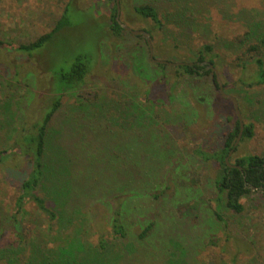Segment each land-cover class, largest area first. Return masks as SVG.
Listing matches in <instances>:
<instances>
[{"label":"rangeland","instance_id":"1","mask_svg":"<svg viewBox=\"0 0 264 264\" xmlns=\"http://www.w3.org/2000/svg\"><path fill=\"white\" fill-rule=\"evenodd\" d=\"M172 2L0 0V43L3 47L31 40L49 31L67 4L70 5L67 16L71 23L69 29L56 35L50 46L40 48L30 56L15 52L10 47L0 50V149L10 143L22 121L40 117L42 105L48 103L53 88L58 91V83L53 80L52 85L51 80L56 70L74 53L85 51L92 55V69L84 82L78 88L64 92L61 98V107L52 120L50 153H46L45 159L47 162H67V165L71 162V174L65 180L60 175L58 178L61 180L47 183L49 188L56 182L58 189L63 186L70 189V194L67 199L55 198L47 187L40 188L47 204L57 211L58 219L49 222L33 204H27L28 212L19 217L16 228L21 231L38 228L50 242L49 249L57 247L64 235L70 241L94 243L90 207L101 204L109 215L108 195L110 191L116 193L111 188L120 186V182L127 177L119 172V167L117 173H113V169L106 167V162H101V166L97 164L98 168L93 169V157L89 155L97 150L81 145L82 135L75 133L80 129L67 125L66 116L80 101L97 103L105 98L108 101L103 104L106 112L99 111L97 115L102 112V120L105 115L117 117V111L111 106H120L118 95L121 93L130 97L135 94L136 102L141 106L153 105L154 113L158 112L165 118V148H174L175 151L172 157L164 158L165 162H146L151 170L145 178L149 179L148 182L137 181L127 185L125 192L132 199V214H125V222L134 240L137 228L155 220V228L145 245L149 247L152 244L149 251L154 254L160 247L164 248L159 244L162 239L165 241V258L155 255L146 261L123 259L119 264H167L175 243L185 250L187 264H264V196H259L256 191L248 194L240 214L222 208L226 224L213 219L216 196L213 180L218 164L214 161L203 163L191 152L197 146L209 150L220 146L224 133L231 125L227 120L233 108L231 101L226 100L219 90L212 89L206 77L177 78L172 65H166L162 70L150 59L147 43L142 37L137 38L128 31L115 36L109 30L115 3H118L115 12L118 21L133 30L153 29L152 21L139 17L133 9L134 6L149 3L158 11L162 24L150 38L152 46H155V58L195 61L196 50L202 44H211L215 53L212 59L217 64L222 89L237 99L243 125L253 124L254 136L239 140L231 157L248 153L264 157V86L249 89L235 82L240 75L239 67L235 65L237 61L252 64L255 58L243 53L245 45H240L238 39L243 38L248 24L264 21V0ZM137 43L141 46H136ZM144 56L148 69L143 63ZM18 65H21L16 68L18 81L6 86L4 80H10L13 67ZM161 75H165V81L160 79ZM15 87L21 96L19 103L13 94ZM146 90H149L147 95ZM5 102L11 105L9 110L12 114L5 111ZM154 118L157 119L156 115ZM111 130L116 131V127ZM92 132H84L86 143L90 140L89 143L97 144L96 141L107 138V130L97 128ZM26 172L25 167L21 171L5 166L0 168V231L5 230L10 222L8 211L13 209L17 186ZM155 174H160V178H154ZM164 184L165 187L172 186V193L165 195L162 201L153 199L150 192L162 188ZM186 186L190 189H185ZM196 200H200L199 222H195L193 212L183 206L192 205ZM44 238L39 243L46 244ZM111 242V246L115 243L118 249L126 248L130 243L127 239ZM138 248L135 245L133 251H138ZM136 257L135 254L132 259ZM0 264H5V260L0 259Z\"/></svg>","mask_w":264,"mask_h":264},{"label":"trees","instance_id":"2","mask_svg":"<svg viewBox=\"0 0 264 264\" xmlns=\"http://www.w3.org/2000/svg\"><path fill=\"white\" fill-rule=\"evenodd\" d=\"M169 1L172 2V0ZM69 7V4L64 7L62 14L49 31L43 32L31 40L8 44L6 47H3L4 45L0 43V50L10 47L15 52L30 56L36 50L50 46L60 31L67 30L71 26L67 16ZM116 7L117 3L114 4V12L110 17L109 30L110 34L118 36L121 32H126V30L117 21ZM185 7L188 6L186 5ZM133 9L139 17L144 19L149 18L152 21L154 30L148 28L145 30L150 34V38H152L154 31L162 25L159 15H157L158 11L149 3L134 6ZM188 27L189 24L186 29ZM135 37L141 38L140 35H135ZM143 40L145 41L144 38ZM238 40L240 45H245L243 53L254 55L255 58L252 64H248L242 60L240 62L237 61L235 65L239 67L240 75L237 76L235 82L249 89L264 86V21L260 20L248 24L243 38H239ZM136 46L139 47L141 45L137 43ZM153 51H155L154 45ZM155 54L153 52L154 57L157 56ZM213 56H215V53L212 45L208 43L202 44L196 50L195 61L178 60L184 62V64L173 65L175 66L176 77H206L210 80L212 89L216 90L218 85L215 73L207 67V64H200L206 61L217 68V64L212 59ZM91 57L90 52L82 51L74 53L70 60L66 61L63 66L56 70L55 76L51 77V80L52 85L54 83L53 80L58 83V91L55 90L56 88H53L54 92L47 99L48 103L42 105L40 117L38 119H25L22 121L16 129L15 134L10 138V143L3 149H0V168L5 166L20 171L24 167L25 169L27 168L25 177L17 186L12 212L8 211L10 222L7 224L8 226L5 230L0 231V259H4L5 264H119L123 259L137 261L144 259L146 261L147 258L155 255L165 258V241H162V239L159 244L163 245L164 248L160 247V250L154 254H151L149 251V247L152 244L149 247L145 245V243H148L147 238L155 228V220H151L143 227L137 228L134 232V240L130 236L127 223L125 222V214H132V199H130V194L125 192L127 185L137 181L142 183L144 181L148 182L149 179L145 178H147V174H151V170L148 169L146 162H165L164 158L172 157L175 151L174 148L169 147V150L165 148V118L161 117L156 111L154 113L153 105L142 104L143 106H141L135 101V94L130 97H126V95L121 93L118 95L121 101L120 106H111L117 111V117L105 115L102 120V117H100L102 112L99 116L97 115L99 111L105 110V105L103 104L108 103L105 98H102L97 103L91 100L80 101L77 106L72 108L71 114L66 116L67 125L70 124L71 127L80 129L75 133L82 135L81 145L84 148L88 145L92 151L97 150V152L89 155L93 157L91 160L93 169L98 168L97 164L101 166V162H106V167L113 169V173H117V168L119 167V172L127 177L126 182L121 181L120 186L111 188L116 193L110 191V195H108L110 197L108 201L110 205L109 215H107L106 210L101 204V206L94 204L90 207V226L95 234L94 243H86L79 240L70 241L68 240V236L64 235L57 247L49 249L48 243L50 242L44 238V234L38 228L27 229V231H21L16 228V224L20 222L19 217L26 215L28 212L26 209L27 204H33L35 209L49 222L58 219L57 211L47 204L40 192V188H48V182L53 183L55 180H61V178L65 180V177L67 178L71 174V162L67 165V162L45 161L46 155L50 153L51 148L52 135L50 130L52 120L61 107V98L64 92L78 88L90 73L92 69ZM159 57L163 56L159 55ZM143 63L146 65L145 69H148L145 56ZM156 64L162 70H165L164 68L167 67L166 64ZM20 66L13 67L10 80H4L6 86H9L10 82L16 83L18 81L17 76L19 72L16 68ZM160 79L165 81V75H161ZM16 90L17 88L15 87L13 94L18 98L19 103L21 96ZM148 91H145V95L148 94ZM5 104V111H9L12 114L9 110L11 105L8 102H5ZM155 115L157 119L154 118ZM227 120L231 123L230 128L224 133L222 143L217 149L209 150L201 146L191 149V152L201 162L214 161L218 164V169L213 180L216 196L214 197L212 216L213 219L225 224L227 223V219L223 211H221L222 208L233 214H240L244 210V202L248 194L256 191L259 192V196H264V157L251 153L236 158L231 157L237 149V145L234 146V143L239 132V122L233 108L231 109V115L227 116ZM114 126L116 127V131L111 130ZM97 128L107 130L106 140H95L97 144L93 142L89 143L90 140L86 143L87 139L84 132H95ZM253 136V124L248 123L243 125L239 140L250 139ZM231 149L233 151L229 156V160L231 158L233 160L230 163L240 168L229 167L224 162L225 157ZM63 165L67 166L62 168ZM155 167L158 168V166ZM60 175L62 177L58 178ZM159 175L155 174L154 178H160ZM182 184L180 185L183 186ZM171 187L170 184L166 187L164 184L162 188L151 191L150 195L153 199L162 201L165 195L172 193ZM48 189L55 194V198L66 197L67 199L70 194V189H65L63 186L58 189L56 182ZM185 189H190V187L186 186ZM199 203L200 200H196L192 205H183L193 212L192 219L195 222H199L197 218L199 217ZM43 238L46 240V244L39 243ZM125 239L130 242L126 248L118 249L115 247V243L114 246H111L112 240L119 241ZM135 245L140 247L138 251H133ZM175 245L176 247H173L174 251L171 252V258L167 264H187V261L184 259L186 255L185 250L180 244L175 243ZM135 254L137 255L136 259H132V256Z\"/></svg>","mask_w":264,"mask_h":264},{"label":"water","instance_id":"3","mask_svg":"<svg viewBox=\"0 0 264 264\" xmlns=\"http://www.w3.org/2000/svg\"><path fill=\"white\" fill-rule=\"evenodd\" d=\"M118 0H116L117 2ZM118 4V3H117ZM117 18V17H116ZM117 21H118V18H117ZM119 25L126 31L130 32L131 34L133 35H140L142 37L145 38L146 42H147V46H148V50H149V57L150 59L155 62V63H159V64H166V65H181V64H184V62L182 61H169V60H165V59H159V58H155L153 56V46H152V43H151V39H150V34L145 31V30H142V29H138V30H133L131 28H129L128 26H126L125 24L121 23L120 21H118ZM207 64V67L212 69L213 72L215 73V79H216V82H217V85H218V88L217 90H219V93L226 99L230 100L232 105H233V109L236 113V116H237V119H238V122H239V132H238V135H237V138H236V141L234 143V146L237 145L240 137H241V132H242V129H243V121H242V117H241V113L239 111V107H238V102H237V99L230 95V94H227L224 92V90H222L223 88V85H222V82L219 78V75H218V72H217V68H215L211 63H208L206 61L200 63V64ZM187 64H191V63H187ZM232 151L233 149H231L229 152H228V155L225 157V160L224 162H226V164L229 166V167H238L240 168L239 166L237 165H234L230 162H228L229 160V156L232 154ZM254 189V187H252ZM261 190V189H260Z\"/></svg>","mask_w":264,"mask_h":264},{"label":"flooded vegetation","instance_id":"4","mask_svg":"<svg viewBox=\"0 0 264 264\" xmlns=\"http://www.w3.org/2000/svg\"><path fill=\"white\" fill-rule=\"evenodd\" d=\"M142 37V36H141ZM142 38H144V37H142ZM145 39V38H144ZM146 41V40H145ZM147 43V42H146ZM262 189V188H261Z\"/></svg>","mask_w":264,"mask_h":264}]
</instances>
